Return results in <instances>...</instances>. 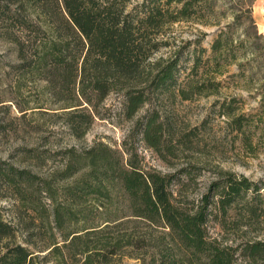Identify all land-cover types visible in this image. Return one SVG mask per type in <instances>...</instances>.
<instances>
[{"label": "trees", "instance_id": "1", "mask_svg": "<svg viewBox=\"0 0 264 264\" xmlns=\"http://www.w3.org/2000/svg\"><path fill=\"white\" fill-rule=\"evenodd\" d=\"M11 1L0 9V21L14 23L6 35L18 49L21 77L46 84L62 105L74 138L87 135L102 102L122 93L131 120L152 106L131 134L141 135L163 159L164 153L179 157L196 146L199 133L177 130L167 111L153 108L161 99L175 104L218 96L222 76L237 61L233 42L221 32L211 55L205 56L201 46L187 68L180 51L168 60L155 56L171 46L165 37L181 22L219 26L218 0H144L135 6L133 0ZM225 102L221 116L252 147L244 128L252 134L255 120L237 113L235 100ZM125 152L130 158L103 143L72 148L51 178L0 167L4 183L41 217L49 219V214L47 205L40 208L39 200L31 199L36 187L52 202L53 230L60 236L41 242L48 247L45 261L112 264L127 252L142 264H238L239 247L212 237L209 223L214 218L225 231L248 228L264 211L256 206L263 201L264 182L220 170L208 193L190 209L173 191L178 175L148 171L134 158L133 148ZM17 235L0 215V264H37L38 253L45 251L37 252L40 244L32 240L16 242ZM243 251L251 264H264V240L246 242Z\"/></svg>", "mask_w": 264, "mask_h": 264}, {"label": "rangeland", "instance_id": "2", "mask_svg": "<svg viewBox=\"0 0 264 264\" xmlns=\"http://www.w3.org/2000/svg\"><path fill=\"white\" fill-rule=\"evenodd\" d=\"M143 1L133 0V6ZM11 2L0 0V9L10 6ZM217 3L219 26L181 22L165 37L171 46L155 56L156 60H168L180 51L183 65L187 68L193 65L201 46L207 50L205 56L211 55L214 41L224 32L223 39L233 42L232 57L237 58L227 67L229 73L222 76L223 88L218 96L175 104L165 99L156 102L153 109L167 111L177 130L199 133L192 150H185L179 157L164 153L165 159L150 148L141 135L131 134L136 121H144L152 106L144 107L131 120L126 115L127 99L122 93H113L102 102L87 135L81 140L74 138L62 105L51 96L46 84L30 80L29 76L21 77L18 49L6 35L14 23L0 21V167L28 170L40 178H51L63 168L66 152L72 148L81 151L95 143H103L123 153L126 158L130 155L125 149L133 148L136 152L134 158L142 168L178 175L180 183L173 187V191L190 209L208 193L220 170L233 172L253 182H264V36L252 20L253 0H218ZM198 39L204 40L198 42ZM233 100L239 108L237 113L246 114L257 124L251 128L252 134L247 131L248 126L244 128L252 140L250 148L226 124L229 119L220 114L222 103L226 101L229 104ZM57 185L60 187L63 183ZM38 190L36 187L31 199L39 200L40 208L47 205L45 210L49 219L33 211L31 204L23 203L21 196L0 178V215L18 231L16 242L32 240L34 244H40L41 249L36 251L45 252L38 253L37 264H54L44 260L48 247L41 242L48 238L53 241L54 234L56 238L60 235L53 230L56 227L52 202L46 193L40 194ZM262 197L263 201L258 200L256 206L264 209V192ZM240 213L245 215L242 206ZM209 228L212 237L239 247L238 264H251L244 254V244L253 239L264 240V211L248 228L225 231L214 218ZM112 264L142 262L125 252L113 259Z\"/></svg>", "mask_w": 264, "mask_h": 264}, {"label": "crops", "instance_id": "3", "mask_svg": "<svg viewBox=\"0 0 264 264\" xmlns=\"http://www.w3.org/2000/svg\"><path fill=\"white\" fill-rule=\"evenodd\" d=\"M253 20L264 36V0H254Z\"/></svg>", "mask_w": 264, "mask_h": 264}]
</instances>
